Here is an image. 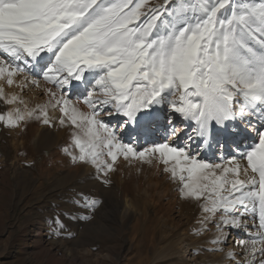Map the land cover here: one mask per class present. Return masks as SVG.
Instances as JSON below:
<instances>
[{
    "label": "snow or ice",
    "instance_id": "6c2138e0",
    "mask_svg": "<svg viewBox=\"0 0 264 264\" xmlns=\"http://www.w3.org/2000/svg\"><path fill=\"white\" fill-rule=\"evenodd\" d=\"M26 70L55 86L46 89L49 102L37 109L39 115L27 116L51 124L48 109H59V123L70 121L78 130L73 132L79 150L74 162L91 163L106 176L121 155L141 161L156 157L179 180L182 196L203 199L202 211H219L224 226L239 227L249 206H258L247 238L239 241L246 249L240 260L264 264V123L256 126L264 121V2L0 0V79L6 77L11 86ZM81 87L80 99L68 98ZM80 102L90 111H81ZM161 109L189 121L186 127L202 144L219 148L230 144L243 150L233 123L239 119L255 132L243 156L247 166L241 168L235 157L205 162L190 146L169 143L178 129L164 125ZM101 112L126 118L121 124L133 125L151 146L138 151L123 143L118 130L99 118ZM254 116L255 122L244 120ZM24 119L19 110L15 118L0 116L9 127ZM161 129L165 139L157 143L153 138ZM96 203L85 200L82 206ZM222 242L221 236L213 241ZM227 255L240 264L235 253Z\"/></svg>",
    "mask_w": 264,
    "mask_h": 264
},
{
    "label": "rangeland",
    "instance_id": "374dc122",
    "mask_svg": "<svg viewBox=\"0 0 264 264\" xmlns=\"http://www.w3.org/2000/svg\"><path fill=\"white\" fill-rule=\"evenodd\" d=\"M151 2L162 3L163 0ZM21 74L27 77V81H32L31 71L26 70ZM21 74L18 76L21 77ZM1 80L4 81L0 83L3 89L8 83L6 78ZM34 85L42 88L40 83ZM51 86L55 90V86ZM80 97L69 95L68 98L75 102ZM3 98L9 101L7 97ZM3 98L0 95V116H7L16 110L11 109L10 103L2 102ZM33 101L29 102L31 106L22 105L20 112L26 118L18 126L9 127L0 121V264L234 262L227 255L232 252L227 250V246L234 227L223 225L225 217L219 211L215 215L204 213L203 199L184 198L179 180L173 179L156 157L141 161L131 156L124 159L121 155L115 162L114 170L106 176L102 175L91 163L72 160V155H79V150L73 144V132L78 130L70 121L66 120L63 125L59 123L63 118L59 109H48L51 124H44L42 119L35 116H27V111L39 115L37 110L32 111L31 107L35 105ZM78 104L83 108L81 110L77 106L81 111H90L86 105L82 106V102ZM110 117L112 115L106 116L101 112L99 118L112 127L117 123L116 119ZM118 139L134 145L132 141ZM143 139L142 145L135 146L138 151L145 146L143 142L151 146L147 139ZM154 140L163 142L162 139ZM19 141L21 144L24 142V146ZM27 146L38 152L36 167L32 169L25 168V156L19 157L21 163H15L16 151ZM219 149L217 147L216 154ZM56 152L58 154L55 155ZM104 159L110 162L109 157L105 156ZM42 162H46L44 166ZM53 165H60L61 168L52 169ZM49 169L53 176L45 177ZM22 170L32 172L29 174L34 180L26 181ZM85 200H95L96 206L83 207ZM258 209L257 206V214ZM205 216L210 219L201 224ZM57 219L63 227L56 223ZM138 222L142 223L144 235L147 233L142 242L143 233H137L133 228ZM218 222L221 227H214ZM38 234L39 237H35ZM217 236H221L222 243H213Z\"/></svg>",
    "mask_w": 264,
    "mask_h": 264
},
{
    "label": "bare ground",
    "instance_id": "6f19581e",
    "mask_svg": "<svg viewBox=\"0 0 264 264\" xmlns=\"http://www.w3.org/2000/svg\"><path fill=\"white\" fill-rule=\"evenodd\" d=\"M32 74V80L35 79V80H38L40 84H42V88L39 89L38 87H36L34 84H31L30 81H27V77L22 75L21 74V77H19L18 75H16L13 79H14V83H13V86H9L8 87V84L6 86H3L5 88H0L3 92L2 94V98L5 96L8 98V100H11L13 97H16V100L15 102L13 103H10V107L12 110H21V107L23 104H26V106H31L29 105V102L33 101V99L35 101V105L32 108V111L34 110H37L39 107L43 106V105H46L48 103V100H49V96L47 95V92H46V89L48 88H53L51 85L52 84H49L47 82H45L41 76L39 75H35L31 72ZM6 78V77H5ZM4 78V79H5ZM29 79V80H31ZM7 80V78H6ZM3 80L0 81V83H2ZM4 82V81H3ZM74 83H76L74 81ZM80 82H78L79 84ZM3 84V83H2ZM67 91V90H65ZM81 92H84V89L83 87H81L79 90H73L71 93H69V95H81ZM4 95V96H3ZM4 100H2V102L4 103H8L7 101H5L6 99L3 98ZM24 102V103H23ZM28 104V105H27ZM34 104V103H33ZM25 106V105H24ZM25 106V107H26ZM76 106L80 107L81 110L83 109L81 107L80 104H76ZM84 106V104L82 105ZM26 107V108H27ZM31 110V109H30ZM85 110V109H84ZM14 111L12 114V116H14V114H17V112ZM27 111V109H26ZM55 111V110H54ZM53 111V112H54ZM161 115H160V120L164 123V125L166 126H175L177 129H178V134L176 137L172 138V139H169L168 142L171 143V144H175L177 145L178 147H185V146H190V149L193 153L197 154V157L199 159H202L204 160L205 162H213V163H219V162H222V159L223 160H226L228 159L230 156L232 157H235L236 161L240 164L241 168H244L247 166V161L243 158L244 156V152L247 150V145L252 143V137L255 136V132L254 131H251L246 124H244L243 122H241L239 119L236 121V122H233L234 125H237V127H235V131L239 132L241 137L243 138L244 137V141L242 142L241 144V148L243 150H237L236 147L234 145H230V144H225L224 147L220 148L218 150V154H216V151H217V147L215 144L209 142V144H202L201 143V139L197 136H195L194 133L190 132L188 130V128L186 127V125L189 123V121H178L174 114L171 112V110H168L167 112L164 111V109H161ZM30 112V111H27V113ZM87 112V111H86ZM26 113V114H27ZM55 114V113H54ZM53 114V115H54ZM26 116V115H25ZM107 116V115H106ZM111 116V115H110ZM168 116H171L172 119L168 122L167 119H165V117H168ZM26 118V117H25ZM110 118H114L116 119V123L114 126V128H116L118 131H117V137L119 138H124V140L126 141H132L134 143V146H140L142 145L141 144V137L137 136L135 134V132L132 130L131 128V125H122L121 124V121L126 119L122 116H117V115H112V117ZM27 120V119H26ZM244 120H252V121H257L258 119L254 117H245ZM55 121V120H54ZM192 123V122H191ZM260 123H263L262 121H259V123L256 124L257 127H259V124ZM58 125V124H57ZM121 127H120V126ZM59 126V125H58ZM56 127V126H54ZM30 132H32V129L30 128L29 130ZM229 131H233V129H229ZM12 132V131H11ZM19 132V131H18ZM11 135V134H10ZM191 135L192 136V139L189 140L188 139V136ZM221 135L223 137L224 135V132H223V129L221 130ZM19 136V134H18ZM16 136V137H18ZM25 136V135H24ZM33 138V135L30 137V139ZM17 139V138H16ZM147 138H144L143 140L146 141ZM153 139H162L164 141L165 139V133L163 131V129H161L160 133L154 137ZM60 140V139H59ZM57 140V141H59ZM17 142V141H15ZM30 142V141H29ZM28 142V143H29ZM19 143L21 144V141H19ZM24 146V142H22ZM68 144V143H67ZM143 145H146V142H143ZM22 147V146H21ZM11 149V148H10ZM28 149V150H27ZM14 151V150H12ZM15 152V151H14ZM8 153H11L10 151H8ZM38 152H35L34 149H29V147H25V149H20V150H17L16 153L14 154L15 155V163H21V159L19 157L22 156H25L27 157V159H23V161L25 162V168H31L32 167L34 168L36 162H35V158H36V155H37ZM12 154V153H11ZM58 154V152L55 153V155ZM55 158V156H54ZM57 158V156H56ZM53 159V158H52ZM59 159V158H58ZM56 160V159H55ZM22 161V163H23ZM58 162V161H57ZM67 162V161H66ZM66 162H64L66 164ZM43 166H44V163L46 162H42ZM55 163V162H54ZM64 164V165H65ZM21 166V165H20ZM60 166V165H59ZM58 166V167H59ZM24 167V166H23ZM36 167V166H35ZM56 165H53V168L52 169H59L61 167L58 168ZM40 168V167H39ZM88 169V168H87ZM21 170V167L20 169ZM50 170V169H49ZM18 171V170H17ZM23 171V170H22ZM55 171V170H54ZM16 173V171H15ZM19 173V172H18ZM32 172H27V171H23V177L26 181H30L32 178H30L31 174H29ZM43 174V173H42ZM20 175V173H19ZM41 176V175H40ZM48 176H53V173L52 171H48L47 173H45V177H48ZM15 177V176H14ZM19 178V177H18ZM243 178V176H242ZM9 179V177H8ZM12 179V178H11ZM22 179V180H24ZM41 179V178H40ZM17 181H19L18 179H16ZM34 179H32L33 181ZM12 181V180H10ZM31 181V182H32ZM64 182V181H63ZM28 183V182H27ZM30 183V182H29ZM42 183V182H41ZM26 184V183H24ZM40 184V183H39ZM17 185H20L18 184L17 182ZM28 185V184H26ZM30 185V184H29ZM29 187V186H28ZM40 187V186H39ZM25 189V187H24ZM27 189V188H26ZM140 190V189H139ZM27 191V190H25ZM29 192V191H28ZM137 193V192H136ZM138 195V194H137ZM139 196V195H138ZM139 198V197H138ZM137 199V198H136ZM139 200V199H138ZM139 202V201H138ZM256 208H253L252 206H249V209L245 212L244 216H242L240 218V225L239 227H234V229L232 228V233L230 231V235L229 237L231 238L229 241H228V246H227V250L228 251H232L233 253L236 254V260H240L241 258V254L243 252L246 251L245 248H242L240 247L239 245V241L241 239H246L247 238V232L249 229L252 228L253 226V223L254 221H256L257 219V212H256ZM259 210V209H258ZM102 211V210H101ZM136 224V223H135ZM135 229V232L139 233L142 232L143 233V238L141 239V242L145 240L146 236H147V233L144 235V228L142 227V223L137 224V226L135 225L133 227ZM38 232V231H36ZM35 233V232H34ZM228 232H226V236H227ZM135 235V234H134ZM35 237H39V234L36 235ZM138 238V237H137ZM135 239V238H134ZM149 239V238H148ZM138 241H139V238H138ZM136 241V242H138ZM149 241V240H147ZM140 250V249H139ZM227 251V252H228ZM139 255V253H138ZM137 256V255H136ZM225 257V256H224ZM136 258V257H135ZM144 258V257H143ZM139 260V259H138ZM142 260V259H141ZM243 264V261L240 260ZM134 262H137V261H134ZM143 262V261H142ZM141 261L137 262V264H141L142 263ZM144 264V263H142ZM229 264H236V261L234 262H230Z\"/></svg>",
    "mask_w": 264,
    "mask_h": 264
}]
</instances>
